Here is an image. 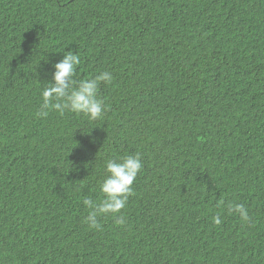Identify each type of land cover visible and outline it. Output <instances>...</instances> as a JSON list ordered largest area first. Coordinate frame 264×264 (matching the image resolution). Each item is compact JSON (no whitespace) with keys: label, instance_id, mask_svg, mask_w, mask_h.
Returning <instances> with one entry per match:
<instances>
[{"label":"trees","instance_id":"1","mask_svg":"<svg viewBox=\"0 0 264 264\" xmlns=\"http://www.w3.org/2000/svg\"><path fill=\"white\" fill-rule=\"evenodd\" d=\"M66 51L113 75L96 121L36 116ZM136 153L126 222L90 228ZM0 264H264V0H0Z\"/></svg>","mask_w":264,"mask_h":264},{"label":"clouds","instance_id":"2","mask_svg":"<svg viewBox=\"0 0 264 264\" xmlns=\"http://www.w3.org/2000/svg\"><path fill=\"white\" fill-rule=\"evenodd\" d=\"M80 53L64 52L63 59L53 65L52 81L42 89V103L36 113L37 118H46L51 111H57L61 116L65 112L83 114L91 121L102 118L105 104L98 98L99 87L102 83H111L113 75L110 71H103L94 78L82 80L74 79L77 67L81 64ZM143 168L139 153L126 155L122 158L108 159L104 163L105 178L100 186L104 198L96 203L91 198H85L83 203L89 209L84 223L90 228L100 229L97 217L111 214L118 225L126 220L120 215L128 203L129 197L134 195L132 185ZM229 214H238L245 222H250L247 209L243 204L230 202L227 205ZM216 225L222 223L219 216L213 217Z\"/></svg>","mask_w":264,"mask_h":264}]
</instances>
